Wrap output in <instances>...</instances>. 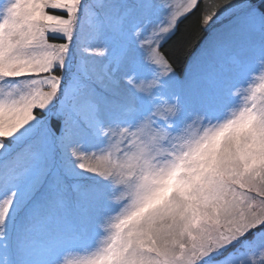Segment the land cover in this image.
<instances>
[{
	"label": "snow or ice",
	"instance_id": "1",
	"mask_svg": "<svg viewBox=\"0 0 264 264\" xmlns=\"http://www.w3.org/2000/svg\"><path fill=\"white\" fill-rule=\"evenodd\" d=\"M261 129L264 0H0V264L255 261Z\"/></svg>",
	"mask_w": 264,
	"mask_h": 264
},
{
	"label": "clouds",
	"instance_id": "2",
	"mask_svg": "<svg viewBox=\"0 0 264 264\" xmlns=\"http://www.w3.org/2000/svg\"><path fill=\"white\" fill-rule=\"evenodd\" d=\"M237 110L238 109L236 107L229 108L228 109L229 116L225 117L224 119L217 120L214 123H211L209 125H205L203 128H200V126L193 128L191 132L189 133V137H188L189 140L192 142V148L195 149L199 141L202 138H204L205 135L208 133H213L214 135L218 133L220 136L230 135L234 129L224 128L222 131L220 129L226 123V120L230 119L231 115L235 114ZM259 138H260L261 143H264V129L260 130ZM213 143H215V140H213ZM186 145H187V142H186ZM209 148H210V145L205 143L203 146L199 148V150L194 151V154L191 157V161L195 162V161L204 160L208 155ZM166 163L167 161H162V164H166ZM122 210L123 209H121V211ZM116 215H119V213H114V216ZM247 264H264V249L258 250L256 254V260L255 261L249 260Z\"/></svg>",
	"mask_w": 264,
	"mask_h": 264
},
{
	"label": "trees",
	"instance_id": "3",
	"mask_svg": "<svg viewBox=\"0 0 264 264\" xmlns=\"http://www.w3.org/2000/svg\"><path fill=\"white\" fill-rule=\"evenodd\" d=\"M186 24H188V21H185L184 22V24H181L180 25V28H181V30H184V28H185V25ZM194 28H192V27H189V29H188V31H187V36L189 37V38H191L193 35H194ZM185 60H186V58H181V63L183 64L184 62H185Z\"/></svg>",
	"mask_w": 264,
	"mask_h": 264
}]
</instances>
